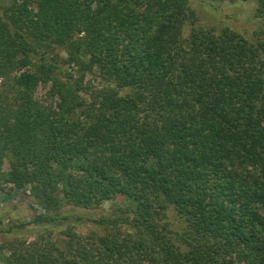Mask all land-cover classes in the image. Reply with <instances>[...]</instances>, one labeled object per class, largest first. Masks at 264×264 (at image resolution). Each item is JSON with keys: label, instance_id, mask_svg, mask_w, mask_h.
Instances as JSON below:
<instances>
[{"label": "trees", "instance_id": "1", "mask_svg": "<svg viewBox=\"0 0 264 264\" xmlns=\"http://www.w3.org/2000/svg\"><path fill=\"white\" fill-rule=\"evenodd\" d=\"M189 1L0 3V190L37 235L107 230L8 264H264V0H215L253 6L241 30Z\"/></svg>", "mask_w": 264, "mask_h": 264}, {"label": "rangeland", "instance_id": "2", "mask_svg": "<svg viewBox=\"0 0 264 264\" xmlns=\"http://www.w3.org/2000/svg\"><path fill=\"white\" fill-rule=\"evenodd\" d=\"M8 2L9 0H0V3L8 4ZM189 5L198 16L195 23L196 26H218L220 28L227 24L241 30L243 26L252 27L254 25V12L251 4L245 6L241 2L191 0ZM190 27L191 24L188 23L185 28V35L190 33ZM95 81L97 83V80ZM47 90L48 88L41 86L37 91V95L49 103L55 102L56 97L47 96ZM6 168H8V165H6ZM12 186V184H5L4 189L0 190V264H8V257L11 256L15 249L24 250L26 247L29 248L31 243L38 242L39 245H42L47 244L49 240L65 249L66 245L72 241L77 243L78 246L85 245L86 238H95L107 231L93 222L86 221L68 229L65 228L67 225H63V230L60 232L53 231L46 235H37V227L32 223V220L34 215L41 212L42 209L34 203L28 193L12 191ZM9 191L11 196L5 197L4 193ZM120 205L129 207V201L120 198L113 201H105L101 208L87 211L79 210V212L93 217H100L109 215L113 212V209ZM171 216H175V214ZM12 224H18L19 226L7 230Z\"/></svg>", "mask_w": 264, "mask_h": 264}]
</instances>
